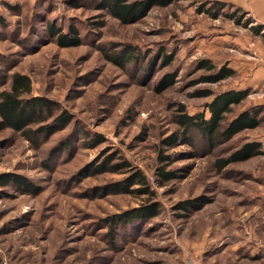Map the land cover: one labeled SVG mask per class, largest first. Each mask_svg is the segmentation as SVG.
<instances>
[{"label": "rangeland", "instance_id": "374dc122", "mask_svg": "<svg viewBox=\"0 0 264 264\" xmlns=\"http://www.w3.org/2000/svg\"><path fill=\"white\" fill-rule=\"evenodd\" d=\"M215 1L173 0L123 23L100 0H0V83L15 71L27 73L35 94L61 101L75 115L66 128L40 134L37 146L19 132H0V174L24 176L37 187L0 186V264H204V239L217 232L219 217L243 203H264V153L215 167L245 142L264 144V79L252 64L264 65V29L256 32L252 27L262 23L233 0H222L227 6L217 17L199 10ZM49 22L63 32L74 25L81 43L59 44ZM129 44L141 61L122 67L110 60ZM162 48L176 52L172 64L161 63ZM202 59L228 64L236 74L200 81L209 73L199 67ZM171 74L174 84L157 91ZM206 88L249 89L228 120L252 107L261 124L214 147L197 129L186 140L175 122L177 107L204 110L213 96L196 91ZM173 132L180 138L168 147L162 139ZM95 137L102 142L93 144ZM160 155L170 159L162 163ZM106 157L110 165H129L90 172ZM160 166L176 177L161 182ZM137 170L153 193L126 188ZM149 200L159 205L149 221L107 226L106 217ZM184 201L202 204L185 209Z\"/></svg>", "mask_w": 264, "mask_h": 264}, {"label": "trees", "instance_id": "16d2710c", "mask_svg": "<svg viewBox=\"0 0 264 264\" xmlns=\"http://www.w3.org/2000/svg\"><path fill=\"white\" fill-rule=\"evenodd\" d=\"M173 0H100V6L123 23H131L141 19L147 14L148 9L153 5L167 6ZM11 3L8 7L11 8ZM227 6L226 1H215L212 7H200L201 12H207L213 17L221 14V11ZM14 8V7H13ZM233 15V14H230ZM229 15V16H230ZM239 20V19H237ZM4 24V20H2ZM48 32L52 38H56L57 42L63 46H71L81 43V35L74 25L67 32L56 26L53 22L48 23ZM256 32L264 29L262 24L252 27ZM136 47L129 44L125 45L120 52L114 57H109L110 60L122 67H126L134 62H139L142 59L140 53H137ZM176 57L175 51H167L161 49V63L167 66L173 63ZM200 68L206 69L209 73L201 77L203 82H219L236 74V69L228 64L217 66L211 59H202L198 63ZM175 75H167L158 82L155 89L162 91L174 84ZM10 80V81H9ZM9 83L7 88L0 90V132L10 129L14 132H19L35 145H38V136H47L50 133L62 130L69 126L74 120L72 113L61 101L51 98L45 94H35L33 92V83L29 74L21 71H15L10 75V78L5 79L0 83V87ZM250 94L249 89H230L221 92H216L212 88L199 89L196 91L198 96H213L205 105L204 110L198 113H189L184 104H179L177 107L178 113L175 115V122L180 126V135L189 140V132L191 129H197L202 138L206 140L210 146L214 147L222 140H229L239 132L256 128L262 122L258 110L252 107H247L231 119L228 120V114L233 111L234 106L239 105ZM259 106V105H258ZM179 133L173 132L162 139V142L168 147L174 146L179 138ZM100 137L94 138L93 144L102 142ZM264 153V144L262 141H248L243 143L237 150L232 152L228 157L218 158L215 161L217 169H223L228 164L236 161L246 160L253 156ZM161 162L164 163L170 159V155H160ZM110 158L106 157L98 164L91 167L90 172L121 170L127 168V161L113 163L110 165ZM113 166V167H111ZM89 170V167H87ZM161 182L165 183L176 177V173L172 170H166L163 166L158 167L157 172ZM17 182L25 185L28 189L37 192V187L28 183L24 176L15 175L12 173L0 174V186H9ZM126 188L137 193L151 194L149 180L141 170L132 172L127 177ZM138 185L133 189L130 186ZM34 186V187H33ZM202 203L193 201H184L180 203L183 208H199ZM159 210L158 203L149 200L138 207L131 208L121 213H115L105 218L107 226L110 230L119 224L135 222L136 220L149 221L157 215Z\"/></svg>", "mask_w": 264, "mask_h": 264}, {"label": "crops", "instance_id": "0c3cea01", "mask_svg": "<svg viewBox=\"0 0 264 264\" xmlns=\"http://www.w3.org/2000/svg\"><path fill=\"white\" fill-rule=\"evenodd\" d=\"M232 2L249 10L264 24V0ZM262 56L259 55L260 60H264ZM252 64L256 66L258 80L264 79L263 62L257 61ZM237 208L239 209L233 212L230 208L227 215L222 214L219 218L223 217L224 220L222 219L215 235L204 239L202 247L204 264H264V203H243Z\"/></svg>", "mask_w": 264, "mask_h": 264}, {"label": "built area", "instance_id": "2783aa9c", "mask_svg": "<svg viewBox=\"0 0 264 264\" xmlns=\"http://www.w3.org/2000/svg\"><path fill=\"white\" fill-rule=\"evenodd\" d=\"M263 248H264V246H263Z\"/></svg>", "mask_w": 264, "mask_h": 264}]
</instances>
